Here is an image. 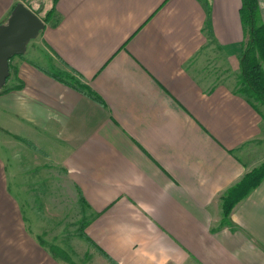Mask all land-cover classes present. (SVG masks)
Wrapping results in <instances>:
<instances>
[{
    "label": "crops",
    "instance_id": "0c3cea01",
    "mask_svg": "<svg viewBox=\"0 0 264 264\" xmlns=\"http://www.w3.org/2000/svg\"><path fill=\"white\" fill-rule=\"evenodd\" d=\"M19 3L51 7L0 0V25ZM240 8L57 1L0 95V264H64L28 209L47 211L48 191L84 206L90 244L117 264H264V180L221 226V196L264 162V105L235 93ZM35 65L74 71L99 101Z\"/></svg>",
    "mask_w": 264,
    "mask_h": 264
},
{
    "label": "trees",
    "instance_id": "16d2710c",
    "mask_svg": "<svg viewBox=\"0 0 264 264\" xmlns=\"http://www.w3.org/2000/svg\"><path fill=\"white\" fill-rule=\"evenodd\" d=\"M57 1L58 0H51L50 9L44 14L42 18H40L44 25L51 24ZM13 10L14 7L12 11ZM239 15L244 33V42L242 45V51L239 54V78L235 93L244 97L247 102H249V104L255 102L264 105V22H260L259 20L258 0H241ZM35 68L42 71L43 73L48 74L53 79L71 87L77 92L87 96L88 98L94 101H99L98 97L88 87L80 84L76 78H65L59 72L46 71L37 65H35ZM70 73L77 76L74 71H70ZM8 91L9 89L5 88L4 84L0 90V95ZM263 180L264 162L257 168L245 174L237 184L229 188L221 196V226L231 225L230 214L232 210L255 188H257Z\"/></svg>",
    "mask_w": 264,
    "mask_h": 264
},
{
    "label": "rangeland",
    "instance_id": "374dc122",
    "mask_svg": "<svg viewBox=\"0 0 264 264\" xmlns=\"http://www.w3.org/2000/svg\"><path fill=\"white\" fill-rule=\"evenodd\" d=\"M25 1L37 12L45 11L51 4V0ZM31 41L33 42V40ZM28 48H30V45ZM215 59L216 53H212L208 56V68L218 64V62H213ZM38 61L41 60L39 59ZM57 72L61 73L65 78H76L70 71L65 72L58 70ZM258 107L264 113V106ZM36 193H39V190L36 191ZM48 193L52 195L53 198L51 197L48 201L50 207H48L47 211L43 206L40 208H28L40 215L41 218L46 213L44 218L48 220V222H46L47 225H45V228L43 224L41 226V242L42 246H44L43 248H45L53 258L64 264H117L97 251L90 244L89 239L85 235L84 230L90 221L88 211L83 206L79 205V208L77 202L73 200L69 201L66 196V191H64L65 198L64 201L62 200L61 205L59 204V199H55V192L48 191L47 194ZM30 202L31 204L33 203V197L30 198ZM31 227L32 230H34V227Z\"/></svg>",
    "mask_w": 264,
    "mask_h": 264
},
{
    "label": "water",
    "instance_id": "95a60500",
    "mask_svg": "<svg viewBox=\"0 0 264 264\" xmlns=\"http://www.w3.org/2000/svg\"><path fill=\"white\" fill-rule=\"evenodd\" d=\"M44 29L42 20L22 3L17 4L6 23L0 25V90L9 75V61L21 56L27 44Z\"/></svg>",
    "mask_w": 264,
    "mask_h": 264
}]
</instances>
